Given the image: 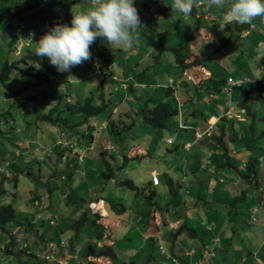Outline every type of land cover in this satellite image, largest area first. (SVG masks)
Wrapping results in <instances>:
<instances>
[{"label":"rangeland","instance_id":"rangeland-1","mask_svg":"<svg viewBox=\"0 0 264 264\" xmlns=\"http://www.w3.org/2000/svg\"><path fill=\"white\" fill-rule=\"evenodd\" d=\"M68 2H72L69 9L71 20L72 9L79 13L87 10L90 6V0H69ZM172 3L173 0H134L142 25L138 30L140 39L131 49L124 50L116 47L110 49L100 38H97V42L90 49L91 60L85 61L82 65L73 67L68 72H58L56 67L50 64L54 70L52 82L37 85L35 78L22 79L25 77L18 76L16 83L11 80L7 86L0 84V183L3 176L8 178L3 185L6 193L2 198L0 197V205L12 204L16 208L19 218L24 219L29 216L27 218L35 221L38 234H23L19 232V228L12 230V227H9L10 235L16 236L20 248L26 245L25 249L27 250L28 247L30 249L35 245V241L38 242V245H35L38 260L31 264H44L49 255L56 257L52 261L53 263L60 264L57 259H62L65 256L61 252L63 250L68 252L70 244L68 242L77 236L79 240L81 239L82 244L88 243L89 238L94 237V228L91 225L92 213L99 215L97 223L107 227L108 230L103 238V241L106 242H100L103 247L109 244L107 240L112 238L114 229L112 245H115L117 263L135 261L136 264H142V253L145 250H152L157 258V263L153 262L152 264H175L166 258L170 254L172 237L166 236V239L165 233L170 230L175 231L182 224L177 222L181 220L180 217H177L178 220H174L168 216L169 214L165 215L168 224L165 225L161 217L164 213L161 215L160 212H153V210L149 212L148 203L143 198L145 210L140 211L139 209V211L146 214L142 216L144 226H136L133 231L131 225L122 224L124 216L128 217V215L116 209L122 210V204L127 209L132 208L134 201L133 192L117 184L119 180L126 179L134 181L139 188H145L146 194L149 193V190L156 189L155 200L161 207L169 209L171 213L181 212L183 218L185 214L190 217L192 223L199 229L201 238L212 246L214 253L217 252L219 255L218 259L212 258V261L207 260L204 263L199 260L197 264H253V262L264 264V167L260 168L259 176L254 182V184L257 181L260 182L263 186L262 190L259 185L255 188L244 181L240 182L239 178L231 181V174L225 171L219 174L220 178L213 175L207 182V189L211 188L209 201L215 203L200 202L198 205V199L193 196V189L188 187L187 183L182 182L183 180L181 181L185 174L184 170H186L181 163L185 154L181 142L184 136L191 135L192 132L179 129L180 116L173 117L169 127L165 130H156L146 126L140 119L139 113L147 102L150 105H155L160 101L175 103L176 100L178 103V99L182 100L181 111L188 112L186 118L190 120V126H194L196 123L191 118L196 107L201 114H207L208 117L215 114L213 112L216 110V105L210 99L215 94L218 96V98L215 97L216 100L222 106L220 109L231 108L222 89L219 92L210 93L214 90L209 87V83H204L203 88H196L187 82L183 77L182 68L175 64L174 58L168 50L183 47L188 36L197 34L195 30L198 19L195 13L196 9L193 10L191 16L187 17L180 13H173L170 6ZM212 9L216 18L222 20V11L216 8ZM63 21L65 24L69 23L66 19L61 22ZM261 21L262 17H258L251 24L256 25L259 29L262 26ZM50 23L51 20L48 25ZM210 24L211 35L217 37L219 32L216 31L218 30L214 31L213 29L216 28L212 23ZM68 26L70 27V25ZM231 27L225 26L221 35L216 38V42L202 43L204 45H202V52L206 56L204 57L205 64L208 66L209 72L204 70V74H202L203 70L197 68L193 73L196 76L195 81L198 82L201 76L210 79L213 74L222 83L230 74L234 77L236 74H243V72L250 74L253 79H257V86L254 87L257 93L254 96L258 95L261 101L257 114L264 116V85L260 84L264 79V49L257 48L259 40L264 39V33L259 35L260 37L253 34L251 39H246L235 31H233L235 34H231ZM204 30L209 31L206 28ZM6 33L0 27L1 48H7L5 40L8 36ZM38 37L39 35H35L32 39L33 42L19 40L8 60H15L19 55L32 49L34 44L39 41ZM207 39L206 37L205 41ZM200 45L201 41L193 44L194 53H197ZM164 46L168 50L163 49ZM251 47H255L257 50H253L254 48ZM111 53L117 55L114 67L103 71L101 55L108 57V54ZM159 55H162L161 59ZM198 58L199 56L195 54L193 60ZM93 68L96 69V72ZM145 70L147 76L144 79H138L137 74ZM104 73L108 74L104 90L106 99L110 102L108 112L111 113L113 120L117 123L120 122L122 127L132 121L136 122L132 130L126 129L119 135L111 132L110 124H104L103 120L107 118L106 115L91 119L72 129L61 130L59 126L46 125V123L37 127V115L34 113L25 114L23 106L18 102L36 96L37 102H45L46 108L58 106L63 109L64 117L81 122L84 117L69 115L66 104L69 101L75 104L78 101L83 102L92 95L100 96L102 92L101 80L104 78ZM131 75L138 80L136 84L133 82L134 79H131ZM127 77L130 78L126 80ZM170 79L175 82L174 87L177 92H180L179 97L172 94L167 95L166 89L169 87ZM132 84L134 87L131 90ZM143 85L146 86L145 89H143ZM250 85L245 84L243 89L234 91L232 101L234 108H238L234 101L242 100L243 93H247L244 98L247 102H251L252 99L249 97L252 95H248ZM19 91L22 92L18 95ZM150 98L152 100H149ZM33 108L35 107L33 106ZM8 111L10 115L4 114ZM58 112L57 110V114ZM245 113L235 110L233 116H237L235 119L241 123L237 126L242 129V133H245V137L251 142L252 136L249 131L245 130L251 123ZM245 118L249 124H246ZM257 127V135H262L260 132L264 128V123L257 122ZM168 138H173L175 144L168 145L163 142ZM252 143L255 148L254 152H258L260 147L264 149V137L258 138ZM90 144L94 147L92 152L86 151L91 146ZM137 146L146 151V156L130 160L125 164V168H122L125 162L124 156L131 148ZM235 146L236 150H241L240 160L248 156L249 152L245 151L244 145L236 143ZM62 151L64 158L60 154ZM83 151L84 153L80 155L79 152ZM149 153L151 154L148 155ZM1 154L4 155L1 156ZM79 155L80 157L87 156V159L80 162ZM103 156L111 164L117 182L116 179L107 180L104 176L102 177L103 172H109L106 164L102 161ZM4 159L8 161L5 162ZM14 176H18L19 179L17 187L14 186V180H11ZM169 179L174 180V190H178L176 183H180L182 188L177 195L172 196ZM220 181L225 184H220ZM49 184L52 187H58L51 199L47 190ZM249 188H251L250 191ZM242 191L246 192L247 200L241 199L235 203V198L240 196L239 192ZM13 193H16V196H13ZM205 195L208 198L206 191ZM37 197L39 201L32 206L30 202L36 200ZM93 199L97 201L95 204H92L94 203ZM171 200L175 201L167 207ZM50 203V210L45 209V206ZM91 204L92 207H90ZM112 204L116 205V209ZM136 209L134 207L131 214H134ZM46 211L49 213L45 216ZM49 214L55 216L56 225H51V221L44 224V221L50 218ZM86 214L87 220L84 217ZM115 221H120L118 226ZM129 222L132 225L139 224L136 222V217L131 218ZM115 223L117 224L115 225ZM70 225L72 227H69ZM207 227H210V230H206ZM42 231L43 234H41ZM142 232L144 233L142 234ZM159 235L164 243L157 240L155 243L150 241L143 244V236L152 239ZM39 236L44 239L49 237L51 243H46L45 240L41 241ZM8 237L9 235L0 236V264H17L18 259L9 263V259L4 257V247L9 242ZM20 238L21 243H19ZM180 238L183 239V242L188 239L185 236ZM200 240L191 244L193 246L191 249L197 253L195 255H200L202 248ZM46 246H48L47 249H45ZM199 255L195 257V260ZM224 255H227V259L224 258ZM214 256L215 254H213ZM79 258L78 260L83 261L81 255ZM71 264H80V262L74 260Z\"/></svg>","mask_w":264,"mask_h":264},{"label":"trees","instance_id":"trees-1","mask_svg":"<svg viewBox=\"0 0 264 264\" xmlns=\"http://www.w3.org/2000/svg\"><path fill=\"white\" fill-rule=\"evenodd\" d=\"M69 0H0V27L3 29V32L6 33V38L5 44L7 48H1L0 47V84L7 86L9 81H13V83H16L18 76L19 77H25L22 79L26 78H35L37 81V85H41L44 82H52L54 80L53 74L54 70L52 69L50 62L47 58H44L41 60L40 57L35 55V47L36 43L34 44L32 49H29L24 52L23 54L19 55L15 60H8L10 57L9 55L13 52L14 46L19 42V40L22 41H28V42H33L32 39L34 38L35 35H39V40L42 35L46 34L49 32L53 27H55L57 24H65V22H61L63 19H66L69 23L67 25L71 26V12H70V5L72 2H68ZM51 23L48 25V23ZM197 26L195 32L197 33L198 30L201 28L200 20L198 19L197 21ZM45 27L46 29H44ZM250 25L248 24H238V23H233L231 27V34H235L233 31L237 32V34L242 33L243 31H246ZM230 32V31H229ZM254 35H261L258 31L256 33H253ZM263 35V34H262ZM250 36V34H248ZM260 37V36H259ZM250 38V37H249ZM252 38V36H251ZM98 40V39H97ZM95 41V43L97 42ZM195 37L194 35H190L186 38L183 47L179 48H172L169 49L164 46L163 49L168 50L171 52L174 62L176 65L182 68L183 72V77L186 78L188 83H191L192 85L196 86V88H203L206 83H209V87L217 92L220 91L219 86L224 85L225 81L228 76L224 79V81L221 83L214 77L212 74L210 76V79H206V76H201L199 78V81H195V77L193 73L196 71L197 68H201L203 71L202 74H204V70L207 72L208 71V66L205 64L206 59H201V60H193V57L195 55L194 50L192 49V45L194 43ZM254 48L255 47H251ZM253 49V50H254ZM108 57H105L103 54L101 55L102 58V63H101V69L104 71L109 70L110 68L114 67L115 64V58L117 55L114 54H108ZM147 55V54H146ZM3 56V57H2ZM105 57V58H104ZM162 55H159V58L161 59ZM96 72V69L93 68ZM209 72V71H208ZM246 75L244 76H237L236 77H251L250 74L245 73ZM138 79H144L147 76L146 70L144 72H140L137 74ZM107 73H104V78L101 80L102 84V92L100 96H95L92 95L91 97L86 98L83 102L78 101L76 104L69 101L66 104V109L67 112L70 113L69 115L71 116H76V115H81L84 117L83 121L81 122H75V120H71L69 117H64L62 115L63 109L59 108L58 106L55 107H50V109L46 108L44 106L45 102H37L36 96H31L26 99L19 100L18 102L21 103L24 109L25 114H31L34 113L37 115V121H36V126L38 127L39 125L41 126L43 123L52 124L59 126L61 130L68 128L72 129L75 127H78L85 122H89L91 119H96L98 117H103L106 115L107 118H104L103 122L104 124H110L112 126L111 132L114 134H121V132L125 131L126 129L132 130L135 127L136 122L132 121L130 124H124L125 126L122 127L119 123L113 120L111 113L108 112V107L110 105L109 100L106 99V93L104 90L105 85L107 84ZM131 79H134V77L131 75ZM130 77H127L126 80H128ZM234 77V76H232ZM215 78V79H214ZM214 79V80H212ZM35 81V82H36ZM138 80L135 78L134 83L136 84ZM214 84H212V83ZM185 83V84H188ZM205 83V84H204ZM256 80H254L251 83L250 90L248 91V95L252 97H249V99H252L251 102H247V100L244 98L245 94L243 93V99L242 100H237L234 102H237V107L240 110H245V114L250 121L251 125H249L248 128L245 130L249 131L251 134V140L255 142L256 139L264 137V128L261 130V134H258V127H257V122H263L264 123V116L257 114V109L259 108V105L261 103L258 95H255V86L256 85ZM261 86L264 84L261 83ZM139 85V84H138ZM142 85V84H141ZM189 85V84H188ZM140 86V85H139ZM175 82L173 81V84L171 85L169 82V87L166 89L167 95H174L176 88ZM134 85H131V90L133 89ZM244 87V86H243ZM146 86L143 88L145 89ZM224 86L222 87L223 91ZM243 89V88H242ZM25 90V88H24ZM22 90V91H24ZM241 90V89H239ZM22 91H19L17 94L19 95ZM40 100V99H39ZM149 100H152L150 98ZM232 101H233V96H232ZM38 103V105H36ZM182 103V100H181ZM177 101L175 100V103L171 101H160L156 103L155 105H150L148 102L146 103L145 107L142 108L140 114V119L142 123L146 126L152 127L156 130H165L169 127V123L172 120L173 117L175 116H180V121L183 119V123L187 124V118L184 120V116L181 114V108L178 105ZM232 104V102H231ZM33 106L35 108H33ZM237 108V109H238ZM57 110L59 111L57 114ZM6 115H10V112L4 113ZM259 115V116H258ZM246 119V118H245ZM248 120H246V124L248 123ZM222 121V122H221ZM218 123V129L217 133L214 132L212 135L213 137L208 140L209 142L211 141L212 145L210 146L211 149H215L219 154L217 159H214V165L216 170H220L222 172H227L231 174L237 175L239 177V181H244L248 183L249 185L254 186L255 188L259 185L260 189L262 187V184L257 181V177L259 176L260 173V168L262 167V164H264V149L263 148H258V152H254L255 148L253 147L252 141L250 142L246 137L245 133H242V129H239L237 125L241 124L240 122L237 121V119H231L228 120L227 118L221 120ZM72 123V124H71ZM244 124V123H242ZM216 131V130H215ZM245 132V131H244ZM240 144L244 145L245 151L249 152L247 153L246 157V170L244 171L243 166H237L234 165L231 161L232 158L230 157V154L233 151H236V154L241 153V150H236V145L235 144ZM254 148V149H253ZM65 151V149H63ZM60 153L61 156L64 158V153ZM107 152V151H105ZM151 153H149L150 155ZM4 154H1L3 156ZM125 162L122 165V168H125V164L129 162L131 159H128L127 156H124ZM80 159V155H79ZM4 161H8L4 159ZM102 161L106 164V168L109 171L108 173L103 172L102 177L104 176L105 179L107 180H115L116 182L118 181L117 178L115 177L114 170L109 163V161L105 158V156L102 157ZM9 164V163H8ZM227 170H230L229 172ZM233 170V171H232ZM219 172L217 171V174ZM196 175V174H194ZM209 175V174H208ZM213 175L207 176L208 179L211 178ZM7 176H3L1 178V183H0V197L2 198L6 190L3 188V185L5 184V180H7ZM15 183V187L18 185V176H14L13 179ZM10 180V181H11ZM221 180V179H220ZM120 181V182H119ZM117 182L118 185L127 188L128 190L132 191L135 197H143L145 201H147L148 206H149V212L153 210V212H160L162 215V220L166 224V218L164 217L167 214L171 215H181V212H170L169 209H164L159 205V203L155 200L157 197V190L152 189L149 190V193H145V188H139L135 184L134 181L132 180H119ZM168 183L171 188L172 196L177 195L179 190L182 188L180 184L176 183L178 186V190H174V180L169 179ZM197 187H194L195 193H193V196L195 199H198V205L201 203L205 204H214L215 202L209 201L208 198L205 200L202 199V193L204 192V188L207 186L204 184L203 180H200V183H198ZM220 184H225L224 182L220 181ZM205 185V186H204ZM48 189V195L49 198L51 199V196L53 193L56 191V188L58 190V187H52L50 184L47 187ZM251 188H249V191ZM241 193L240 196L235 198V203L238 202L239 200L246 201L247 196L245 195L246 192L242 191L239 192ZM210 194V193H208ZM13 196H16V193H13ZM173 199V198H172ZM39 201V198L37 197L36 200H32L30 203L32 206H34V203ZM175 200H171L170 203L167 204V207L172 205V202ZM52 203V202H51ZM51 203L49 206H45L47 208H51ZM114 209H116V205L112 204ZM122 210H118L121 213H127L128 209L121 205ZM211 209V208H210ZM212 211V210H211ZM88 212V211H87ZM89 213V212H88ZM92 213V212H91ZM183 213V212H182ZM185 213V212H184ZM92 221L91 225L94 228V237L89 238L90 241L86 243L85 245L81 243V239L79 240L78 236L76 238H73L70 240L68 243L69 248H68V253L71 257H75L76 255L80 254L82 259L87 260L90 257L94 258H106L108 259L111 264H120L117 263V253L115 251V245H107L104 247H101L99 245L100 242L103 241L104 234H105V228L102 225H99L96 220L99 219V215L92 213ZM184 215V214H183ZM169 216V215H168ZM185 217H180L183 218V223L177 227L175 231L170 230L167 233H165V238L166 236L172 237L170 240L171 243V252L174 254V249L173 246L177 245L179 242V239H182L180 237H186L191 240H200L201 234L199 233L198 228L193 226L192 222L189 220V216L187 214L184 215ZM188 216V217H187ZM29 216H26L24 219L19 218V215L17 213L16 208L12 205H0V236L1 235H6L9 237L7 238L9 242L6 243V246L4 247V257H7L10 262H14V260L18 259L17 264H31V262H36L38 260V256L36 254V248L35 245H38V242H34V246L32 248L27 250H23L18 246L17 244V239L16 236L10 235L11 232L9 231V227H12V230L14 228H19V232L27 233L30 235L31 233L38 234L36 225L34 223V220H30V218H27ZM85 220H87V214L84 215ZM98 217V219H97ZM94 218V219H93ZM127 218V216L125 217ZM174 218V217H173ZM191 222V223H190ZM69 227H72L70 225ZM41 236V235H40ZM40 238V240H45L44 242L50 243V239L48 238L47 241L46 239ZM53 240V238H51ZM167 239V238H166ZM170 239V238H169ZM157 238H152L150 239L151 242L155 243L157 242ZM159 242H163L164 240H158ZM205 247V242L203 239L200 240ZM164 243V242H163ZM47 249V246L45 247ZM208 249V248H207ZM148 251V250H146ZM3 252V251H2ZM148 255L144 258V261L142 264H152L153 262L157 263V258L154 256L152 251H148ZM23 259V261H22ZM43 260V259H42ZM182 261V259H180ZM44 264H55L52 261H44ZM41 263V262H40ZM42 264V263H41ZM122 264H136L135 261H132L130 263L122 262Z\"/></svg>","mask_w":264,"mask_h":264},{"label":"clouds","instance_id":"clouds-1","mask_svg":"<svg viewBox=\"0 0 264 264\" xmlns=\"http://www.w3.org/2000/svg\"><path fill=\"white\" fill-rule=\"evenodd\" d=\"M201 5L205 10L216 8L222 11L219 24L221 30L231 23L251 24L254 19L264 17V0H173L170 6L173 13L187 17ZM141 25L134 0H90L87 10L77 13L72 9L70 27L67 24H57L44 34L36 42L35 55L41 60L47 58L58 72H68L71 68L91 60L90 49L97 38L110 49L133 48L140 39L138 30ZM217 125L218 121L215 130Z\"/></svg>","mask_w":264,"mask_h":264},{"label":"crops","instance_id":"crops-1","mask_svg":"<svg viewBox=\"0 0 264 264\" xmlns=\"http://www.w3.org/2000/svg\"><path fill=\"white\" fill-rule=\"evenodd\" d=\"M202 8H203V10H201ZM195 13L197 15V19L200 20V24L203 25L198 30L197 34H195L196 36L194 35V37H195L194 43L197 42V41H201V45L199 47V50H197V53H195V54H197L199 56L198 60H201V59H204V57H206L205 54L202 52L203 51V48L202 47L204 46L202 43L205 44V43H207L209 41L216 42V38L221 35V31H222L220 29V25H219L221 23V20H219L218 18H216L215 14L213 13V9H210V10H208V11L205 12V7L203 5H201L199 8H197L195 10ZM210 23H212L213 24V27L216 28V29H213L214 31L218 30V31H216V32H219L217 34V37H215L214 35H211V32H210V30H211V28H210L211 26L210 25L211 24ZM232 25H233V23H231L229 25H226V26L231 27ZM249 25H250V27L246 31H243L242 33H239V35L242 38L251 39V36H253V33H256V31H258L260 34H263L264 33V17H262V21H261V25L262 26L259 27V29L256 27V25H253V24H249ZM204 28H206L209 31L204 30ZM227 32H229V31H227ZM248 34H250V36H248ZM206 37L208 38L207 41H205V38ZM258 43H259L258 44V47L257 46L256 47L263 50L264 49V39L263 40H259ZM196 45H197V43H196ZM192 49H193V45H192ZM244 66H245V64H244ZM245 73L246 72H243V74H237V76H244V75H246ZM240 78H242V77H240ZM170 80H172V79H170ZM254 80H256V82H257V79L256 78H254ZM262 80H264V79H262ZM212 84H214V83H212ZM222 87H223L222 85L219 86L220 89H222ZM215 92L216 91L214 90V92H210V93H215ZM179 93L180 92L175 91L174 95H177L179 97ZM215 97L218 98V96H216V94L213 95V97L210 98L212 100V102L216 105V107H215L216 110L215 111L213 110L214 111L213 113H215L214 115H212L210 117H208L207 114L203 115V114L200 113L198 107H196V108H194L195 110L193 109L194 111L191 114L192 120L194 122H196L194 124V126H190L191 125L190 120H187V124H185V125L188 128H181L180 127V123L183 121V119L181 121H179V126L178 127H179L180 130L192 132L191 135L184 136V138H182V142H181V144L183 145L182 146V150L185 153L183 155L184 158H182L183 160H181V163L185 166V169H186V170H184L185 171V174L183 175L181 181L183 180L182 182L187 183L188 187H190L191 189H193V191H194L193 193H195L194 187H197V185H199L198 183H200V180H203L204 181V184L207 185V182L209 180L207 176H209V175H215V176L219 177V174H222V171L216 170L215 166H213L214 165L213 163L215 161L214 159H217V157L219 156L218 155L219 153L214 148L213 149L210 148V146L212 145L211 141L210 142L208 141V140H210V138H204L203 140H198L197 137H196V131L197 130L205 131L206 128L208 127V124L209 123H216L217 121L219 123L221 121V118L222 117H225L226 111L229 110V108L228 109L227 108H224V110H223V108L220 109V107H222V106L220 105L219 101L216 100ZM178 100H180V99H178ZM235 104H237V102ZM193 105H195V104L193 103ZM230 106H231V109H232V112L233 113L235 112V110L236 111L237 110H240V109L234 108V104H231ZM240 112H244L245 113V110H240ZM187 113L188 112H184L183 113L181 111V114L184 116V120L186 118V114ZM234 117L237 118L236 115ZM223 119H225V118H222V120ZM228 120H231V119H228ZM245 120L246 119H244V121ZM237 121H238V119H237ZM217 129H218V126L216 127V131H215L216 133H217ZM169 139H172L173 140V138H168V139L163 140V142L164 143H167L168 145L175 144V141L172 144H169L168 143V140ZM90 145H92V144H90ZM188 145H190V146H188ZM108 149H109V147H108ZM93 150H91V151L88 150V152H92ZM146 154L147 153H146V151L144 149H142L141 147L137 146V147H133V149L131 148L130 151L125 156H127L128 159L133 160V159H136V158L144 157V156H146ZM230 157L232 158V161L231 162L234 165H237V166L242 165L243 168H241V169H243L244 171L246 170V158H242L240 160V155L239 154L237 155L236 154V151L232 152L230 154ZM86 159H87V156L80 157V160H81L80 162H82V160L85 161ZM262 167H264V164H262ZM217 171L219 172L218 174H217ZM194 174H196V175H194ZM230 174H231V172H230ZM235 178H239V177L237 175L234 176V174H231L230 175L231 181H235ZM177 183L180 184L179 182H177ZM210 186H212V184H210ZM262 187H261V190H262ZM207 188H208V185H207L206 188H204V192L202 193V199L203 200L206 199L205 191L207 193H210L211 194V188H209V190ZM210 194H208V199H209ZM93 200H94V203H92V204H95V202H97V201H95V199H93ZM92 204H91L90 207H92ZM34 205H35V203H34ZM47 207H45V209H49L50 210V208H47ZM134 207L137 208V209H136V211H135L134 214H131L132 213L131 211H133V208ZM139 209H140V211H144L145 210V204H144L143 197H135L134 196L133 206H132V208H129L127 210L128 211L127 212L128 217L125 218L126 216H124L123 221H122V224L124 223V224H127V225L128 224L131 225L132 228H133V231H134V227H136V226L137 227H143L144 226V222H143V218H142V216H143L144 213L143 212H140ZM48 213L49 212L46 211V213L44 215L46 216ZM145 213H147V212H145ZM148 214H149V212H148ZM49 215H50V218L48 220H45L44 221V224H46L47 221H49V222L51 221V223H50L51 225H56L55 224V221H56L55 216H52V214H49ZM144 215H146V214H144ZM45 216H43V217H45ZM131 216L136 217V222L139 223V224L132 225L129 221H130L131 218H134V217H131ZM169 217H172V218L174 217L173 219L175 220V219H177V217H182V216L181 215L180 216H176L174 214L173 215L169 214ZM47 218H48V216L46 217V219ZM108 218H106V219H108ZM188 218L192 222V220L190 219V217H188ZM118 219H120V218H118ZM179 219H181V220H179L177 222L183 223V221H184V220L182 221L183 218H179ZM109 220H111V219H109ZM115 222L118 223V224L115 223V225L117 224V226H118L120 221H115ZM166 224H167V222H166ZM192 225L195 226L194 224H192ZM104 228H105V232L107 234V232H108V230L106 229L107 227H104ZM113 230H112V238H110V240H107V242L109 243V245H112L113 244ZM206 230H210V227H207ZM143 233L144 232H142V234ZM41 234H43V231L41 232ZM48 238H46V241H47ZM142 240L144 241L143 242L144 245L147 244L148 242H150L149 237H146V236H143L142 237ZM196 241L197 240L187 239V240H184V242H183V239H181L177 243V245L173 246L174 254H172L171 249H170V254H168V256H166V258L169 259L172 263H175V264H197V263H199V260H201V262L204 263L207 260L210 261L212 258L213 259H218V256H219L218 253L217 252L214 253L212 251L213 248H211L212 246L209 245L207 242H205V247L203 246V244H201V247L202 248L200 249V255L198 254L199 257H198V259L195 260V257H197L198 255H195V254H197L196 251L194 249H191V247H193V246H191V244L192 243H195ZM105 242L106 241H103V243H105ZM99 245L101 247H103L102 246V243H99ZM192 250H194L195 253L193 255H188V253H190ZM219 251H220V249H219ZM145 252L142 253V257H141V259L143 261H144V258L149 253L146 250H145ZM63 253L67 257L63 256L62 259L61 258L57 259V262H60V264H71L72 262H74V260L80 262V264H111V262L108 259H106V258H94V257H90L87 260H84L83 259V261H81V260H78V259H80L79 258V255L80 254L76 255L75 257H71L69 255V253L66 252V251H64V250L61 252V254H63ZM161 254H165V253L161 252ZM213 254H215L214 257H213ZM190 256H192V257H190ZM224 258L227 259V255L226 256L224 255ZM180 259H182V261ZM103 260H105V261H103ZM253 264H255V262H253Z\"/></svg>","mask_w":264,"mask_h":264},{"label":"built area","instance_id":"built-area-1","mask_svg":"<svg viewBox=\"0 0 264 264\" xmlns=\"http://www.w3.org/2000/svg\"><path fill=\"white\" fill-rule=\"evenodd\" d=\"M254 81V79L252 77H242V78H238V77H228L225 84H224V88H223V92L226 96V99L227 101L229 102V106H230V103L232 102V96H233V92L236 90V89H241L243 88V86L245 84H251L252 82ZM261 83H264V80H261ZM170 84L172 85L173 84V80H170ZM145 86L143 85V88ZM178 103H179V106L182 107V105H180L181 103V100H178ZM226 117L228 118H231L233 116V112H232V109L229 108V110L226 112L225 114ZM215 124L216 123H210L208 125V127L206 128L205 131H201V130H197L196 131V137L198 140H201L203 138H206V137H211L215 131ZM180 127L181 128H188L183 122L180 123ZM168 143L171 144L173 143V140H168ZM59 145H61L60 143H58ZM190 146V145H188ZM94 148L92 146L88 147L86 149V151H91L93 150ZM84 153L83 152H79L80 155H82ZM82 157V156H81ZM157 239H161L160 235L157 237ZM19 243H21V238L19 239ZM24 247V248H23ZM21 249L23 250H26L25 248H27L26 245H24ZM161 250H163V248H161ZM195 253L194 250H192L190 253H188V255H193ZM46 260L48 261H54L55 260V257L54 255H49L46 257Z\"/></svg>","mask_w":264,"mask_h":264}]
</instances>
